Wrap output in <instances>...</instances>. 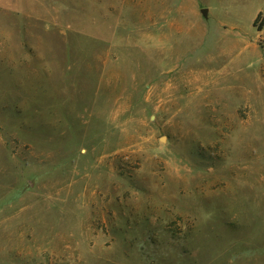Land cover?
Here are the masks:
<instances>
[{"label": "rangeland", "instance_id": "1", "mask_svg": "<svg viewBox=\"0 0 264 264\" xmlns=\"http://www.w3.org/2000/svg\"><path fill=\"white\" fill-rule=\"evenodd\" d=\"M0 264H264V0H0Z\"/></svg>", "mask_w": 264, "mask_h": 264}, {"label": "trees", "instance_id": "2", "mask_svg": "<svg viewBox=\"0 0 264 264\" xmlns=\"http://www.w3.org/2000/svg\"><path fill=\"white\" fill-rule=\"evenodd\" d=\"M260 17V15L258 16V18Z\"/></svg>", "mask_w": 264, "mask_h": 264}]
</instances>
